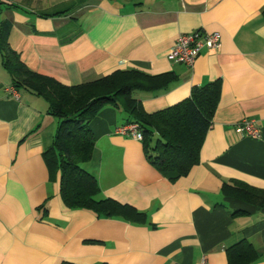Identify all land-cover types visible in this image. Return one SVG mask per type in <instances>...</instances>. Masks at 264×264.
<instances>
[{"label":"crops","instance_id":"0c3cea01","mask_svg":"<svg viewBox=\"0 0 264 264\" xmlns=\"http://www.w3.org/2000/svg\"><path fill=\"white\" fill-rule=\"evenodd\" d=\"M220 35L191 66L168 60L179 34ZM0 31L33 72L76 85L114 71L166 76L135 89L146 112L172 106L214 81L220 94L198 162L175 180L146 158L141 140L115 133L123 110L104 106L89 123L94 149L83 167L110 198L143 216L66 206L60 171L44 151L58 118L17 90L0 53V264H228L244 239L264 264V207L223 186L264 194V0H0ZM16 94V95H15ZM255 119L259 138L235 130Z\"/></svg>","mask_w":264,"mask_h":264},{"label":"trees","instance_id":"16d2710c","mask_svg":"<svg viewBox=\"0 0 264 264\" xmlns=\"http://www.w3.org/2000/svg\"><path fill=\"white\" fill-rule=\"evenodd\" d=\"M0 53L13 87L43 98L48 104L47 112L59 120L52 145L43 154L47 162L60 171V195L66 206L91 209L105 215L143 216L129 205L110 198H98L100 189L95 177L81 167L94 149L89 123L108 104L123 110L127 115L126 122L139 125L146 158L163 176L175 180L197 164L199 149L219 98L218 81L193 87L188 98L149 113L133 98L132 91L163 88L170 78L118 70L67 86L31 71L8 46L6 34L1 31ZM223 192L264 207V194L252 189L224 185ZM257 257L256 251L244 239L227 248L228 264H249Z\"/></svg>","mask_w":264,"mask_h":264},{"label":"built area","instance_id":"2783aa9c","mask_svg":"<svg viewBox=\"0 0 264 264\" xmlns=\"http://www.w3.org/2000/svg\"><path fill=\"white\" fill-rule=\"evenodd\" d=\"M220 35L217 32L203 34L196 30L190 33L179 34L167 55L168 60L191 66L203 47L218 49L220 46ZM16 95V94H15ZM235 130L241 135L251 138H259L261 129L255 119L243 118L235 125ZM115 133L142 140V133L136 122H127L118 125ZM202 260L200 264H204Z\"/></svg>","mask_w":264,"mask_h":264},{"label":"rangeland","instance_id":"374dc122","mask_svg":"<svg viewBox=\"0 0 264 264\" xmlns=\"http://www.w3.org/2000/svg\"><path fill=\"white\" fill-rule=\"evenodd\" d=\"M83 164H84V163L81 164V167H82V168H84V167H83Z\"/></svg>","mask_w":264,"mask_h":264}]
</instances>
